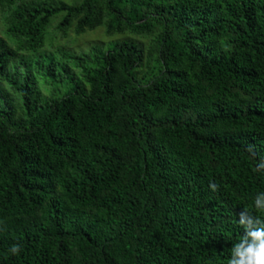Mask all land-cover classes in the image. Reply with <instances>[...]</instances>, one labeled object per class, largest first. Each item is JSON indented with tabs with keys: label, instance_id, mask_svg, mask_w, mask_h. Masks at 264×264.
Returning a JSON list of instances; mask_svg holds the SVG:
<instances>
[{
	"label": "trees",
	"instance_id": "1",
	"mask_svg": "<svg viewBox=\"0 0 264 264\" xmlns=\"http://www.w3.org/2000/svg\"><path fill=\"white\" fill-rule=\"evenodd\" d=\"M261 192L264 0H0V264H228Z\"/></svg>",
	"mask_w": 264,
	"mask_h": 264
},
{
	"label": "clouds",
	"instance_id": "2",
	"mask_svg": "<svg viewBox=\"0 0 264 264\" xmlns=\"http://www.w3.org/2000/svg\"><path fill=\"white\" fill-rule=\"evenodd\" d=\"M209 188L212 191L216 190L213 184H209ZM252 207L257 213L264 215V192L254 197ZM236 222L242 228L243 235L233 245L228 264H264V219L242 211ZM9 252L12 256H16L21 249L14 245Z\"/></svg>",
	"mask_w": 264,
	"mask_h": 264
},
{
	"label": "rangeland",
	"instance_id": "3",
	"mask_svg": "<svg viewBox=\"0 0 264 264\" xmlns=\"http://www.w3.org/2000/svg\"><path fill=\"white\" fill-rule=\"evenodd\" d=\"M128 36V35H125ZM125 36H122L121 39H124ZM83 38L86 40V46L92 44V43H97L99 45H104L106 43H110L114 40V37L109 38L106 35H104L102 30H97L95 32V34H85L83 35ZM152 38V37H151ZM147 39L144 37H135V36H130V40L132 41V43L136 44L138 47H140L142 49V51L144 52V56H146V54L149 52V45L150 43L153 44V40L152 39ZM116 39V38H115ZM118 40V39H117ZM89 42V43H88ZM103 43V44H102ZM87 46V47H88ZM107 48H109V44H107L106 46ZM80 52V51H79ZM155 53H153L154 55ZM144 63H146V60L144 59ZM151 64V63H150ZM146 72V68L144 67L140 74Z\"/></svg>",
	"mask_w": 264,
	"mask_h": 264
}]
</instances>
